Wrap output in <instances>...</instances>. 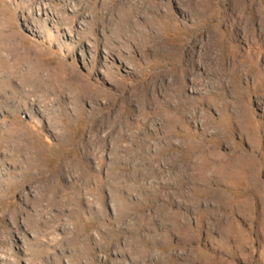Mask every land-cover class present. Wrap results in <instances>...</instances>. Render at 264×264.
<instances>
[{
    "label": "rangeland",
    "instance_id": "obj_1",
    "mask_svg": "<svg viewBox=\"0 0 264 264\" xmlns=\"http://www.w3.org/2000/svg\"><path fill=\"white\" fill-rule=\"evenodd\" d=\"M0 264H264V0H0Z\"/></svg>",
    "mask_w": 264,
    "mask_h": 264
},
{
    "label": "bare ground",
    "instance_id": "obj_2",
    "mask_svg": "<svg viewBox=\"0 0 264 264\" xmlns=\"http://www.w3.org/2000/svg\"><path fill=\"white\" fill-rule=\"evenodd\" d=\"M138 2H139V1H137L136 4L134 5V7H133L134 9L132 8V9H133V10H132V11H133V14H137V11L140 10L139 7H137V5H138L137 3H138ZM131 3H132V2H131ZM161 6H162V5H161ZM45 12H46L47 14H50V11L44 8L43 14H44ZM45 15H46V14H45ZM168 15H169V14H167V16H168ZM152 18H153V17H152ZM128 19H129V18H128ZM128 19H127V20H128ZM123 21H124V20H123ZM130 21H131V20H130ZM153 21H154V20H152V21L150 20V24H152V28L155 29V30H157V31H159L158 29L155 28ZM131 22H132V21H131ZM133 22H134V21H133ZM132 24H133V23H132ZM134 25H136V23H134L133 26H134ZM155 25H156V24H155ZM136 26H137V25H136ZM134 27H135V26H134ZM129 29H130V28L126 29V31H127V30L129 31ZM131 29H132V28H131ZM131 29H130V30H131ZM140 32H142V30H141ZM146 33H147V32H146ZM150 33H151V31H150ZM150 33H149V34H150ZM140 35H141V34H140ZM150 36H152V34H151ZM157 36H158V34L155 35V37H157ZM147 38H149V37H147ZM157 38H158V37H157ZM152 40H153V39H152ZM155 40H156V38H155ZM155 42H156V41H155ZM144 44H145V43H144ZM159 44H161L160 41H159ZM159 44H158V45H159ZM143 47H144V46H143ZM158 49H160L159 46H158ZM153 50H154V49H153ZM161 50H162V49H161ZM161 50H160V51H161ZM154 53H155V52H154ZM41 82H42V81H41ZM40 86H42V85H40ZM54 91H55V90H54ZM52 123H53V122H52ZM12 127H13V126H12ZM9 134H10V138H11V136H14V132H13V131L9 132ZM21 136H22V135H21ZM16 138H17V137H16ZM23 141H24V140H23ZM28 141H29V140H28ZM26 142H27V141H26ZM29 143H30V142L27 143L28 146H29V150H33V151H31V152H35L34 154L38 156L39 153H37V150H38V149H36V148H37L36 144H35V143H32V142H31L30 144H29ZM24 147H25V145H24ZM26 147H27V146H26ZM39 152H40V151H39Z\"/></svg>",
    "mask_w": 264,
    "mask_h": 264
}]
</instances>
